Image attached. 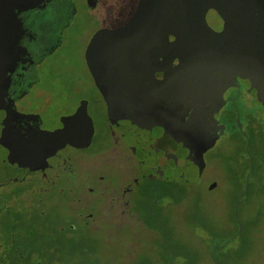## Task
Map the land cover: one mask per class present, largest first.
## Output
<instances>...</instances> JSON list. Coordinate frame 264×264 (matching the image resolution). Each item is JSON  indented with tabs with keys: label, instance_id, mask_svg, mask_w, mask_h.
<instances>
[{
	"label": "flooded vegetation",
	"instance_id": "obj_1",
	"mask_svg": "<svg viewBox=\"0 0 264 264\" xmlns=\"http://www.w3.org/2000/svg\"><path fill=\"white\" fill-rule=\"evenodd\" d=\"M104 4L103 0H0V41L12 40L14 46L5 98L9 117L27 138L63 128L66 117L76 136L36 169L0 159V264H38L32 260L33 251L26 248L89 240L82 233L133 232L137 224L153 239L157 235L150 219L173 211L163 202L168 195L157 196L159 187L151 182L164 179L143 174L140 158L111 121L87 61L93 36L102 28L124 25L135 12L128 20L106 25L109 9ZM229 7L222 13L209 8L199 32L200 37H207L209 28L227 33L226 49L221 52L228 58L227 69L216 79L221 81H215L220 135L205 152V161L207 166L206 154L217 147L212 162L226 168L236 185L250 171L261 180L264 169V163L238 154L245 149L244 138L256 141L264 134V98L260 96L264 0H233ZM193 51L194 46H188L173 63L180 64ZM173 72V66H161L148 86H162ZM222 138L229 147L235 146L236 161L217 146ZM166 232L165 237H170ZM157 260L168 257L159 255Z\"/></svg>",
	"mask_w": 264,
	"mask_h": 264
},
{
	"label": "water",
	"instance_id": "obj_2",
	"mask_svg": "<svg viewBox=\"0 0 264 264\" xmlns=\"http://www.w3.org/2000/svg\"><path fill=\"white\" fill-rule=\"evenodd\" d=\"M231 2L139 0L124 25L102 28L93 36L88 64L111 121L140 158L144 175L183 184L201 181L205 152L220 135L215 85L227 69L228 58L221 54L226 49V31L209 28L208 36L200 37L199 30L209 8L222 13ZM190 45L193 53L175 65V58ZM14 62L12 40H1L0 159L36 169L76 136L66 117L63 128L42 130L28 138L17 130L9 117L11 109L5 105ZM169 65L174 68L171 80L158 88L149 87L157 70ZM260 91L264 98V88Z\"/></svg>",
	"mask_w": 264,
	"mask_h": 264
},
{
	"label": "rangeland",
	"instance_id": "obj_3",
	"mask_svg": "<svg viewBox=\"0 0 264 264\" xmlns=\"http://www.w3.org/2000/svg\"><path fill=\"white\" fill-rule=\"evenodd\" d=\"M138 1L103 0L109 9L106 25L128 20ZM245 110L243 107V115ZM245 117L241 122L247 130ZM244 139L245 149L238 154L263 164L264 134L256 141ZM217 146L236 161L235 146L229 147L224 138ZM212 150L206 154L207 166L197 184L151 180L159 187L156 195H168L163 202L173 206L171 213L150 219L156 238L151 239L137 224L133 232L82 233L89 240L25 250L33 251L32 260L38 264H264V169L261 180L247 170V176L234 185L227 169L212 162L217 147ZM166 230L170 237H165ZM159 255L168 260L158 261Z\"/></svg>",
	"mask_w": 264,
	"mask_h": 264
}]
</instances>
